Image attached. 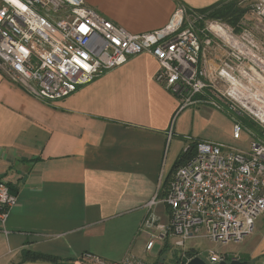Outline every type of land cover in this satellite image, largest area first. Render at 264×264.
I'll return each mask as SVG.
<instances>
[{"label": "crops", "instance_id": "obj_1", "mask_svg": "<svg viewBox=\"0 0 264 264\" xmlns=\"http://www.w3.org/2000/svg\"><path fill=\"white\" fill-rule=\"evenodd\" d=\"M84 1L140 33L163 27L179 7L198 10L218 0ZM158 69L151 54L130 55L55 100L34 97L0 72V179L17 195L6 232L0 226V264H17L25 250L59 260L20 264H114L128 256L151 264L169 249H145V218L156 217L154 232L168 221L163 198L188 146L226 144L204 113L221 115L198 104L178 109L176 96L155 80ZM240 242L222 253L226 261L264 264V216Z\"/></svg>", "mask_w": 264, "mask_h": 264}, {"label": "built area", "instance_id": "obj_2", "mask_svg": "<svg viewBox=\"0 0 264 264\" xmlns=\"http://www.w3.org/2000/svg\"><path fill=\"white\" fill-rule=\"evenodd\" d=\"M248 1L233 25L179 7L163 27L132 33L84 0H0V72L34 97L63 98L130 55L147 52L159 65L155 80L176 96L178 109L198 104L226 113L235 140L246 130L245 149L198 142L163 198L168 221L156 224L157 232L154 215L143 222L145 249L166 244L181 263L193 256L208 264L226 261L213 250L191 251L186 241L240 242L264 216V0ZM16 203L0 179L5 232ZM154 203L156 196L148 205ZM82 258L94 259L88 253ZM114 264L149 263L128 256Z\"/></svg>", "mask_w": 264, "mask_h": 264}, {"label": "rangeland", "instance_id": "obj_3", "mask_svg": "<svg viewBox=\"0 0 264 264\" xmlns=\"http://www.w3.org/2000/svg\"><path fill=\"white\" fill-rule=\"evenodd\" d=\"M198 14L206 16V14L204 12H199ZM211 109H214V108H211ZM216 112L219 113L221 115V117H219L217 114L204 113V116L208 119L206 124L214 127L216 129V131L219 133V135L224 138L222 143H225L226 145H228L230 147L245 149L247 141H248V137H249L246 130L243 129L239 139H237V140L233 139L232 138V121H231V118L226 113H224L222 111L216 110ZM229 120L231 123V129H230V124H229V129L227 126V123ZM172 123H173V121H172ZM252 123L254 124V122H252ZM255 127H256V125H255ZM251 129L254 130L253 128H251ZM254 131L258 132V128L256 127V130H254ZM230 135H231L232 139H230V137H229ZM240 246H241V242L240 243L230 242V243H223V244L220 242L210 243L206 239L202 238V239H198V240L192 239V240L186 241L185 248L192 247V248H195L196 250H199L200 252H205L206 248H210V249H214L215 251L223 253L225 251H236L240 248ZM157 251H158V248H155L151 254L152 255L157 254ZM175 258L177 259V255L174 252V250L173 249H166L163 252V255L156 257V261L159 264H178V263H174L173 259H175ZM179 263H180V261H179Z\"/></svg>", "mask_w": 264, "mask_h": 264}, {"label": "trees", "instance_id": "obj_4", "mask_svg": "<svg viewBox=\"0 0 264 264\" xmlns=\"http://www.w3.org/2000/svg\"><path fill=\"white\" fill-rule=\"evenodd\" d=\"M249 1L248 0H218L215 3L208 5L206 7L200 8L198 10H190L189 11H198V12H204L207 17L209 18H215L222 21H225L231 25L235 24L241 17V15L244 13L246 8L248 7ZM244 123L249 126L250 128H253L256 130L255 125L248 119H243ZM197 143H194L187 147V149L182 153L181 157L177 160L175 169L185 163L194 153L195 147ZM166 249V245L162 247L161 251ZM192 254L189 253V255ZM59 259L57 257L43 254L36 251L31 250H25L22 253L21 260L17 263H23L26 261H49V262H57ZM174 263L178 264H185V260L182 261V263L178 261V258L173 259ZM151 264H158V262H154Z\"/></svg>", "mask_w": 264, "mask_h": 264}, {"label": "water", "instance_id": "obj_5", "mask_svg": "<svg viewBox=\"0 0 264 264\" xmlns=\"http://www.w3.org/2000/svg\"><path fill=\"white\" fill-rule=\"evenodd\" d=\"M247 262L244 260H240L237 258H233L230 261H220L216 264H246ZM185 264H208L206 263L202 258L199 256H193L188 261L185 262Z\"/></svg>", "mask_w": 264, "mask_h": 264}]
</instances>
